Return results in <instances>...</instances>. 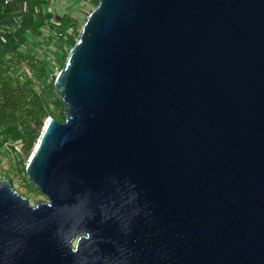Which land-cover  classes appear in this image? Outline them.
<instances>
[{
    "label": "water",
    "instance_id": "1",
    "mask_svg": "<svg viewBox=\"0 0 264 264\" xmlns=\"http://www.w3.org/2000/svg\"><path fill=\"white\" fill-rule=\"evenodd\" d=\"M54 87L0 264H264V0H98Z\"/></svg>",
    "mask_w": 264,
    "mask_h": 264
},
{
    "label": "trees",
    "instance_id": "2",
    "mask_svg": "<svg viewBox=\"0 0 264 264\" xmlns=\"http://www.w3.org/2000/svg\"><path fill=\"white\" fill-rule=\"evenodd\" d=\"M58 1L14 0L21 10L11 14L0 0L1 24L14 22L18 15L22 18L18 30L0 35V146L21 142L24 156L33 151L49 115L64 119L65 102L54 87L58 73L47 56L38 55L34 48L45 27L53 34L50 38L56 36L63 42L71 31L79 33L70 13L50 11ZM25 65L32 75L24 70ZM0 173L15 185L8 169L0 167Z\"/></svg>",
    "mask_w": 264,
    "mask_h": 264
},
{
    "label": "rangeland",
    "instance_id": "3",
    "mask_svg": "<svg viewBox=\"0 0 264 264\" xmlns=\"http://www.w3.org/2000/svg\"><path fill=\"white\" fill-rule=\"evenodd\" d=\"M97 2L98 0H60L54 2L50 7V11L58 15H63L66 12L70 13L77 24L79 32L88 13L95 7ZM44 30V34H40L37 41H35L34 48L38 55L47 56L52 68L58 73L64 66L68 52L76 42L78 34L71 31L63 42L56 36L50 38V35L53 34L47 27ZM24 70L32 75L31 68L28 65L24 66ZM22 153L21 142H14L12 145L5 143L0 146V167L10 171L12 180L15 182L14 187L27 196L32 204H36L39 200H45L46 196L31 182L26 173L25 166L32 152L28 156H24ZM0 175L3 178L2 173ZM30 183L35 187L30 186Z\"/></svg>",
    "mask_w": 264,
    "mask_h": 264
},
{
    "label": "built area",
    "instance_id": "4",
    "mask_svg": "<svg viewBox=\"0 0 264 264\" xmlns=\"http://www.w3.org/2000/svg\"><path fill=\"white\" fill-rule=\"evenodd\" d=\"M3 6L5 9H8L11 14H18V11L21 10V5L20 4H15L14 0H3ZM16 20L14 22H10L7 24H1L0 23V35L1 36H6L9 32L15 31L16 29L18 30L19 27L21 26V16H17L15 18Z\"/></svg>",
    "mask_w": 264,
    "mask_h": 264
}]
</instances>
